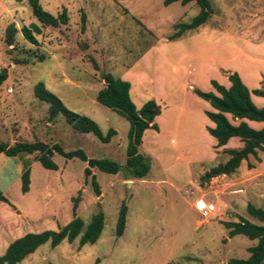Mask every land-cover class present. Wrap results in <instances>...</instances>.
Listing matches in <instances>:
<instances>
[{"label":"rangeland","instance_id":"1","mask_svg":"<svg viewBox=\"0 0 264 264\" xmlns=\"http://www.w3.org/2000/svg\"><path fill=\"white\" fill-rule=\"evenodd\" d=\"M207 21L169 39L177 23H188L199 12L193 1L182 5L163 0H40L53 15L66 8L68 22L40 25L27 0H0V142L41 140L68 150L81 149L89 158L123 165L128 122L96 100L104 75L130 82V95L140 111L153 100L159 107L138 151L148 157L143 178L125 177L91 168L99 188L96 195L87 166L79 158L54 153L57 169L42 167L35 154H0V255L27 232L58 230L78 216L87 225L103 213V229L94 243L79 245L80 235L57 246L42 244L17 264H228L247 258L256 244L244 235L229 237L225 222L241 218L251 203L264 210V149L243 160L229 175L201 177L225 162L227 148H240L232 138L217 147L207 127L209 103L193 89L215 92L211 79L228 86L236 71L250 89H264V0H208ZM85 14L84 30L80 15ZM35 22L38 43L27 42L21 31L12 44L5 41L9 24L19 29ZM95 61L97 67L93 66ZM41 81L66 107L94 120L103 133L116 134L103 143L91 133H79L58 114L47 117L48 104L37 99L33 86ZM258 107L264 97L251 94ZM232 123L237 120L227 115ZM255 129L263 122L251 121ZM29 168V189L21 191L20 176ZM77 206L73 211V200ZM214 204L202 216L196 201ZM127 206L124 232L115 235L119 207ZM264 264V261L263 263Z\"/></svg>","mask_w":264,"mask_h":264},{"label":"trees","instance_id":"2","mask_svg":"<svg viewBox=\"0 0 264 264\" xmlns=\"http://www.w3.org/2000/svg\"><path fill=\"white\" fill-rule=\"evenodd\" d=\"M175 1H179L182 5L193 1L200 9L198 14L190 22L177 23L175 25L176 30L169 36V39L179 37L184 31L195 29L204 24L211 13L208 0H163V4L169 5ZM27 2L33 16L40 25L56 27L68 22L66 8H63L61 12L53 15L42 7L40 0H27ZM80 24L81 29L84 30V13L80 15ZM18 30L21 31L23 38L30 44L36 45L38 43L36 35L41 33V28L35 22H31L28 25L21 26L19 29L14 24H9L5 37L8 45L13 43L14 35ZM92 62L96 68V62ZM6 78V69L2 68L0 70V85ZM104 78L107 82L97 91V102L124 117L129 125L127 131L126 158L123 165L108 159L89 158L81 149L66 151L58 143L48 144L41 140L31 142L18 141L12 145L1 141L0 154L8 157H14L19 153L35 154L36 160L42 167L56 170L57 165L52 160V156L54 153H58L66 159L79 158L85 161L87 163V166L83 170L85 177L91 175L90 169L93 167L111 174L123 171L125 177L128 179L145 177L150 169V163L148 157L138 151V146L141 144L143 133L147 128H157L156 123L151 122L159 114V107L153 100H148L142 105L140 111H138L130 95V82L128 80L114 77L110 73L105 74ZM227 79L229 81L228 86L214 79L210 80L215 92H205L198 88L193 89L194 93L206 100L211 107V110H205L204 113L213 123V126L207 127V131L215 138L216 146L221 147L226 145L231 138H238L242 142L240 148L225 149V153L229 155V158L225 162L213 166L208 171L210 177L233 173L243 160H246L249 156H255L257 151L264 149V126L255 129L245 121L247 119L264 123V106H256L251 99V94L264 97V89L254 88L250 90L236 71L228 74ZM33 94L37 99L48 104V119H52L58 114H61L66 123L74 131L91 133L103 143L109 142L111 137L116 134L113 128H109L106 133H103L94 120L70 110L41 81L34 84ZM148 110H153V114L150 120L145 121L141 118V114ZM227 115L237 120V123H232ZM29 173V168H26L20 176L22 192H27L29 189ZM91 185L95 194L99 195L98 183L94 175H91ZM76 199L73 200V211L77 206ZM0 202H8L1 189ZM246 209L247 213L258 220L259 223L241 218L236 222H225L224 225L228 229L227 234L229 237L244 235L250 240H256V244L249 247V256L247 258H231L228 264H262L264 261V210L251 203L247 204ZM126 212L127 206L122 202L118 210L115 225V235L117 237L121 236L124 232ZM103 224L104 216L99 211L91 216L87 225L84 224V221L80 217L74 215L67 224L58 230L27 232L12 240L7 245L4 252L0 255V264H17L46 242H49L50 246L54 247L64 239L71 242L80 235L79 245L94 243L103 229Z\"/></svg>","mask_w":264,"mask_h":264},{"label":"built area","instance_id":"3","mask_svg":"<svg viewBox=\"0 0 264 264\" xmlns=\"http://www.w3.org/2000/svg\"><path fill=\"white\" fill-rule=\"evenodd\" d=\"M196 208L202 216H208L214 211V204L199 199L196 201Z\"/></svg>","mask_w":264,"mask_h":264},{"label":"water","instance_id":"4","mask_svg":"<svg viewBox=\"0 0 264 264\" xmlns=\"http://www.w3.org/2000/svg\"><path fill=\"white\" fill-rule=\"evenodd\" d=\"M104 82H107L106 79H104ZM152 114H153V110L145 111V112H143V113L141 114V118H142L143 120H145V121H148V120H150ZM207 177H209V174H207V175L201 177V179H204V178H207Z\"/></svg>","mask_w":264,"mask_h":264},{"label":"crops","instance_id":"5","mask_svg":"<svg viewBox=\"0 0 264 264\" xmlns=\"http://www.w3.org/2000/svg\"><path fill=\"white\" fill-rule=\"evenodd\" d=\"M261 5H262V6H261L262 9L264 10V5H263L262 3H261ZM130 88H131V87H130ZM245 121H246L248 124H250V122H251L250 120H247V119H245ZM231 139H232V138H231ZM231 139H230V140H231ZM230 140H229V141H230ZM226 145H227V144H226Z\"/></svg>","mask_w":264,"mask_h":264}]
</instances>
